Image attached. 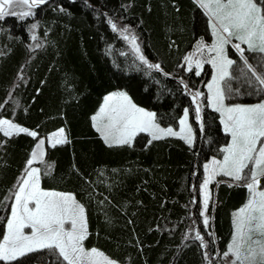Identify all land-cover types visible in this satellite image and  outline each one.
<instances>
[{"label": "trees", "instance_id": "obj_1", "mask_svg": "<svg viewBox=\"0 0 264 264\" xmlns=\"http://www.w3.org/2000/svg\"><path fill=\"white\" fill-rule=\"evenodd\" d=\"M32 11L34 16L0 20V118L38 133L34 139L0 132V238L26 162L44 139L45 163H34L41 168V188L71 193L84 205L86 249L95 247L118 264H222L233 212L249 193L243 186L212 184V226L205 229L202 167L221 155L228 134L207 104L196 120L189 91L204 90L207 69L197 76L181 66L198 38L211 37L204 11L194 0H48ZM139 55L162 71L148 68ZM114 90H125L163 126L177 127L188 109L193 144L139 133L130 146L109 147L92 116ZM61 128L67 142L48 145L47 135ZM197 232L207 247L195 239ZM56 262L40 250L0 264Z\"/></svg>", "mask_w": 264, "mask_h": 264}, {"label": "snow or ice", "instance_id": "obj_2", "mask_svg": "<svg viewBox=\"0 0 264 264\" xmlns=\"http://www.w3.org/2000/svg\"><path fill=\"white\" fill-rule=\"evenodd\" d=\"M47 2L48 0H0V20L9 15L22 19L34 16L32 9ZM194 2L209 16L212 35L215 37L211 45L202 40L198 42L196 52L203 54L207 50L209 54L215 55H210L207 61H193L196 55V52H193L185 56L184 60L188 64V71H192L193 63L195 64L197 76L200 75L204 62L214 69L211 81L206 85L209 92L207 101L213 110L220 114L223 130L231 137V143L221 150L225 153L223 160L213 159L210 164L204 165L207 176L200 185L203 194L200 216L203 217V224L207 228L209 184L216 176L223 175L235 181L236 186L245 187L250 197L244 206L233 213L232 240L221 255L225 259L232 256L230 264H264V189L261 188V180L264 178V101L248 106L227 105L226 93H231L232 89L222 86L226 78H231L229 69L236 63L228 58L225 48L234 38L240 43L233 44L232 47L239 53L247 72L254 78L257 90L264 91V74L257 73L244 56L245 49L241 47V44H245L247 50L264 54V0ZM20 5L26 6L28 10H13L14 6ZM108 23L113 31H117L114 22L109 20ZM31 27L35 29L37 25L33 24ZM123 31L127 32V28ZM123 38L129 39L127 35ZM32 39L36 40V36L33 35ZM131 43L139 53L136 37L131 38ZM138 58L148 68L162 71L159 64H149L143 55ZM248 82L253 83L252 80ZM202 95L203 93L197 91L192 96L193 102L196 103L197 98ZM195 113L196 120L201 121V107L198 103ZM188 117L189 110L185 109L183 118L179 121V132L171 127L161 128L155 122V113L138 107L127 93L121 91L105 96L104 104L92 120L93 126L101 133L109 147L130 146L133 138L141 132L149 133L153 140L163 136H179L191 145L193 136ZM97 121L103 122V127L96 123ZM0 132L5 136H11L13 133H26L34 139L38 136L36 131H30L5 119H0ZM47 139L52 147L67 142L63 128ZM44 144L45 140L40 139L35 145L31 158L26 162L24 178L19 181V186L13 193L14 203L11 205L10 218L6 221L7 230L0 238V261H14L27 253L49 249L58 251L59 257L66 264H118L97 248L84 247V241L89 236L86 210L73 194L41 188V168L32 165L35 162L45 163ZM48 168L50 169L51 165H48ZM220 182L223 181L218 183ZM228 186L232 187L233 184L229 183ZM25 229L30 232L26 233ZM253 234L260 238L254 239ZM195 239L201 242L202 247H207L199 232Z\"/></svg>", "mask_w": 264, "mask_h": 264}, {"label": "rangeland", "instance_id": "obj_3", "mask_svg": "<svg viewBox=\"0 0 264 264\" xmlns=\"http://www.w3.org/2000/svg\"><path fill=\"white\" fill-rule=\"evenodd\" d=\"M13 10H15V11H17V12H21V11H27L28 9H27L26 6L20 5L19 7L14 6ZM202 10H203V9H202ZM203 11H204V10H203ZM204 13H205V12H204ZM205 15H206V14H205ZM206 16H207V18H208V26H209V31H210V35H211L210 39H209V40H206V39H204V38H202V37L198 38V39L193 43L191 49H189V51H187V53L185 54V56L189 55L190 53L196 52L197 44H198V42H200L201 40H202L205 44H207V45H211V44L213 43L215 37L212 35V29H211V26H210V23H209V16H208V15H206ZM236 43H240V41H237V40H235V39L233 38L232 41H231V43H230L229 45H226V46H225V48H226V55L228 56V58H229V59H232V60H234V61H236V63L233 64V65L231 66V68L229 69V71H230L231 74H232L231 78H226L225 81L222 82V86H224V87H226V88L230 87V88L232 89L231 93H226L227 98H226V100H225V103H226L227 105L240 104V105H245V106H248V105H254V104L260 103V102L264 101V91H259V90H257V85H256L255 82H254V78L251 77V73H248V72H247V69H246V67H245V65H244V63H243V61L241 60L239 53L236 51L235 48L232 47V45H233V44H236ZM241 47L245 49L244 56L247 58L248 62H249V63H250L255 69H256L257 73H258V74H264V54H261V53H259V52H252V51L247 50V45H245V44H241ZM210 55H215V53H211V54H209V53L207 52V50H205V51L203 52V54H201V53H199V52H196V55L193 57V61H195L196 59H200L201 61H207V59L209 58ZM185 56H184V57H185ZM181 66H182V69H184V72H189V71H188V64H187V62L184 60V58H183V62H182V64H181ZM206 69H207V78H206V81H205L204 90L202 91V90H199V89H196V90L194 89V90H190L189 92H190V94H191V97H192L197 91L203 93V95H202L201 97H198V98H197L196 103H198V104L200 105L201 108H202L203 105L207 104L211 109H213V108L208 104V101H207V97H208V95H209V92H208V89H207L206 85H207V83H209V82L211 81L212 75L214 74V69L212 68V66H211L209 63L204 62V63H203V67H202V69L200 70V75H203L204 73H206V72H205ZM192 70H193L194 72L197 71V69L195 68V64H194V63H193V66H192ZM249 80H252L253 83H249V82H248ZM237 90H238V91H237ZM121 91L127 93L125 90H114V91L108 93V94L105 95V96H108V95H110V94H112V93H115V92H121ZM127 95H128V93H127ZM105 96H104V97H105ZM128 96H129V95H128ZM129 97H130V96H129ZM131 100H132V99H131ZM132 102H133V101H132ZM192 102H193V99H192ZM114 103H115V102H114ZM133 103H134V102H133ZM196 103L193 102L195 108H196ZM103 104H104V98H103V101H102L100 107H101ZM137 106H138V105H137ZM100 107H99V109H100ZM138 107H141V106H138ZM141 108H143V107H141ZM99 109L96 111V113H95L94 115H97V114H98ZM143 109H145L146 111H149V112H153V111L148 110V109H146V108H143ZM153 113H154V112H153ZM183 113H184V112H183ZM218 114H219V113H218ZM94 115H93V116H94ZM189 115H190V114H189ZM93 116H92V117H93ZM219 117H220V123H221V116H220V114H219ZM182 118H183V114H182V116H181L180 119H182ZM0 119H4V118H0ZM180 119H179V121H180ZM5 120H7V119H5ZM155 122H156L157 124H159L156 120H155ZM12 123H13V122H12ZM92 123H93V125H94L93 120H92ZM96 123L100 124V126L103 127V122H101V121H97ZM14 124H16V123H14ZM188 124H189V125L191 126V128H192V136H193V142H194V139H195V132H194V129H193V127H192V124H191V122H190V118H189V117H188ZM16 125H18V124H16ZM18 126H20V125H18ZM159 126H160L161 128H168V127H171V128H173V130L176 131V132H179V131H180V128H181V125H180L179 122H178V126H177V127H173V126H163V125H160V124H159ZM21 127H23V126H21ZM24 128H25V127H24ZM221 128H222V130H223V125H222V124H221ZM95 129H96V128H95ZM58 130H59V129H58ZM58 130H56V131L52 132L51 134L47 135V137H46V142H47L48 145H51V144L49 143V141H48L47 138L50 137V136H52L53 133L58 132ZM30 131H31V130H30ZM223 131H224V130H223ZM98 133H99V135L102 137L101 133H100V132H98ZM141 133L146 134V135L149 137V139L152 140V136H151L149 133H147V132H141ZM14 134H15V133H13V135H14ZM138 134H139V133H138ZM64 136H65V133H64ZM65 137H66V136H65ZM164 137H179V136H163L162 138H164ZM134 138H135V137H134ZM134 138H133L131 144L133 143ZM179 138H180V137H179ZM102 139H103V137H102ZM103 140H104V139H103ZM193 142H192V144H193ZM230 143H231V137H230V135H228V141H227V143L221 148V150H222L223 148H225V147H226L228 144H230ZM192 144H191V145H192ZM224 155H225V153H224L223 151H221V155H220V156H210V157H209L206 161H204V163H203V167H202V168H203V177H202V181H201L200 184H199V193H200V211H199V213L201 212L202 204H203V194H202V192H201V190H200V185L202 184V182L204 181V179H205L206 176H207V173H206V171H205V169H204V165H205V164H210L211 161H212L213 159L221 160V161H222ZM32 167H37V166H35V165L33 164ZM246 171H247V170H246ZM24 175H25V173L22 175V177L20 178V180L24 178ZM20 180H19V181H20ZM219 181H223L224 183H227V184L231 183V184H233V185H236V182L233 181V180H231V179L228 178V177H224L223 175H218V176H216V177L213 179V181L209 184L210 200H209L208 209H209V207L213 206L214 203H215V195H214L215 188H212L211 185H212V184H215V186H217V185L219 184V183H218ZM220 183H222V182H220ZM242 183H243V182H241V184H242ZM18 186H19V182L17 183L14 192L17 190ZM215 186H214V187H215ZM261 188L264 189V187H261ZM49 191H54V190H49ZM14 192H13V193H14ZM57 192H58V191H57ZM249 197H250V194H249L247 200L249 199ZM247 200H246V202H247ZM246 202H245V204H246ZM13 203H14V196L11 197V204H10V207H9V214H8L7 219L10 218L11 205H12ZM245 204H243L242 206H244ZM242 206H241V207H242ZM241 207H240V208H241ZM240 208H238V209H240ZM238 209H237V210H238ZM237 210H235V211H237ZM235 211H234V212H235ZM234 212H233V213H234ZM206 215H207L208 220H209V223H208V226H207V229H208V228H211V226H212V213H210V211H207V212H206ZM233 219H234V217H232V224H233ZM6 221H7V220H6ZM201 222H202V224H203V217H201ZM203 226H204V224H203ZM66 227H69V225H66ZM204 227H205V226H204ZM205 229H206V228H205ZM6 230H7V228H6V222H5V227H4V232H3V234L6 232ZM233 231H234V228H233ZM25 232H26V233H29L30 230H29V229H25ZM207 233H208V232H207ZM209 233H212V232H209ZM253 238H254V239H257V238H260V237H257L255 234H253ZM253 247H257V246H256V245H253ZM40 250H45L47 253H49L50 256L54 259V262L57 261L56 264H66V262H64V261L62 260V258L59 257L58 251H51V250H49V249H40ZM40 250H37V251H40ZM232 259H233L232 256H229V257H227L226 259L221 257V263H222V264H230V261H231ZM3 262L6 263V261H3ZM7 262H10V261H7ZM35 264H40V263H35Z\"/></svg>", "mask_w": 264, "mask_h": 264}]
</instances>
